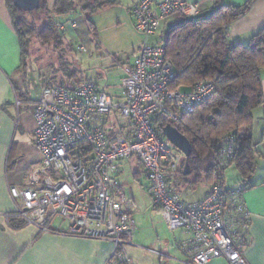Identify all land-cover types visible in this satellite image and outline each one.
<instances>
[{"label": "built area", "instance_id": "obj_1", "mask_svg": "<svg viewBox=\"0 0 264 264\" xmlns=\"http://www.w3.org/2000/svg\"><path fill=\"white\" fill-rule=\"evenodd\" d=\"M197 13L198 7L187 0H138L132 6L130 15L142 43L123 67L117 99L91 80L43 88L33 112L40 165L29 172L26 185L9 187L14 210L7 219L35 226L39 234L110 241L113 249L105 264H135L126 252L132 244L135 210L115 176L119 161L135 157L153 207L167 227L191 234L192 244L182 246L189 264H208L215 258L247 264L241 253L251 217L243 198L246 180L233 187L224 182V171L234 159L235 136L228 133L220 140L214 175L221 178L203 201L186 204L168 185L182 153L152 125L160 113L177 122L179 114L193 113L213 95L214 84L208 80L187 90L172 88L176 73L166 47L161 41L150 42L164 18ZM118 117L131 127L129 137L110 129ZM209 119L214 120L212 115ZM55 221L65 222L66 228L54 227Z\"/></svg>", "mask_w": 264, "mask_h": 264}, {"label": "crops", "instance_id": "obj_2", "mask_svg": "<svg viewBox=\"0 0 264 264\" xmlns=\"http://www.w3.org/2000/svg\"><path fill=\"white\" fill-rule=\"evenodd\" d=\"M107 1L110 5L103 9L119 8L123 12L125 10L127 22L133 25L130 9L138 0ZM187 1L196 5L200 13L208 11L215 3L238 6L246 0ZM181 18L177 15L164 18L157 30L158 34L151 38V42L161 41L167 28L179 22ZM55 20L58 22L56 30L62 33L73 48L81 51L83 46L79 44L75 34L76 25L71 16H59ZM263 26L264 0H254L243 15L225 26L226 38L232 43L246 44ZM137 33L139 35L137 39L135 38L136 48L132 58L126 63L114 61V65L120 67L121 75L117 84H111V90L104 86L105 83H100L102 68H97L92 75H84L115 99L119 97L123 67L131 63L142 43V36ZM25 64L26 66L22 65L19 38L12 24L7 2L0 0V264H105L113 249L110 241L57 233L39 234L35 226L22 225L19 219L6 218V215L14 210L9 187L26 185L29 172L38 167L41 161L40 153L34 145L33 112L43 88L49 86L45 82L48 77L46 75L40 77L36 67L28 60ZM32 70L37 73L41 81L37 92L34 90V85L30 87V81L27 79ZM261 75L264 93V70ZM179 87L185 90L188 85ZM253 117L252 141L257 155L255 169L245 182L247 189L243 194L251 217L248 239L241 248V253L247 264H264V106L255 109ZM184 120L187 122L186 119ZM111 126V130L121 131L123 135L130 136L131 127L123 119L118 117L117 121L112 120ZM185 133L182 134L187 137L188 133ZM159 135L166 139L162 130ZM211 150L212 148L206 147L203 157L211 153ZM182 156L180 167L169 177L168 185L186 204L203 201L211 185L217 181L214 170L209 177L204 171L186 172L184 155ZM230 167L234 166L227 167L225 171ZM117 168L116 179L135 210L133 212L135 228L131 237L132 244L126 248L127 254L135 264H189V253L182 248L185 244L187 246V243L188 246L192 244L189 242L191 234L182 229L171 230L167 227L160 211L153 207L151 196L147 192L148 181L139 160L135 157L121 160L117 163ZM234 170L238 178L234 176L233 179L236 180L232 179L230 183H227L224 171V182L227 187H233L241 182L235 167ZM199 192L202 194L191 200V195ZM59 224L63 229L67 226L65 222L55 221L54 227ZM208 264L229 263L223 258H215Z\"/></svg>", "mask_w": 264, "mask_h": 264}, {"label": "trees", "instance_id": "obj_3", "mask_svg": "<svg viewBox=\"0 0 264 264\" xmlns=\"http://www.w3.org/2000/svg\"><path fill=\"white\" fill-rule=\"evenodd\" d=\"M42 1L37 9H43L50 20L36 32L34 29L28 30V25L20 18L24 11L16 7L13 0H6L19 38L23 66H26V47L30 33H37L36 36L44 44L60 42L64 36L56 30V17L71 16L79 9L88 16L91 28L89 16L110 5L107 0H53L50 7L48 2L43 7ZM253 2L246 0L238 6L215 3L208 11L182 17L179 22L170 25L162 36L161 42L166 47L167 58L173 63L176 73L172 88L205 80L214 84L212 97L193 113L179 114L177 122L160 113L152 122L158 134L167 124L182 133H188L185 134L192 145L188 159L191 172L204 171L208 177L213 174L220 140L228 133L236 138L234 159L230 166L238 171L241 181L247 180L255 169L257 152L252 141L253 111L264 106L261 75L264 70V26L246 44L229 42L225 33V26L243 15ZM91 30L93 32V28ZM83 78L78 83L91 80L84 75ZM45 82L49 86L60 84L50 77ZM78 83L60 85L72 86ZM210 115L213 121L209 119ZM202 145L212 148L211 153L207 152L204 157L206 147ZM220 178L217 177V180Z\"/></svg>", "mask_w": 264, "mask_h": 264}, {"label": "rangeland", "instance_id": "obj_4", "mask_svg": "<svg viewBox=\"0 0 264 264\" xmlns=\"http://www.w3.org/2000/svg\"><path fill=\"white\" fill-rule=\"evenodd\" d=\"M53 0H43L42 5L51 6ZM127 14L119 8H106L97 10L89 21L93 32L87 21V17L81 10L71 15L76 25V36L83 49L76 50L65 38L60 42L42 43L36 34L30 33L26 47V58L28 62L36 67L40 77H50L56 83L72 84L84 80L83 75H92L97 68H102L101 84L111 90V84L119 82L120 67L114 65V61L126 63L135 51V38L138 33L130 22H127ZM20 18L28 25L27 29L39 32L50 20L49 15L43 9H37L29 13H23ZM168 26V25H167ZM97 32V33H96ZM72 48V49H71ZM30 70V69H29ZM54 77V78H53ZM96 78V76H94ZM27 79L30 87L36 92L41 86L39 76L32 70ZM33 80V81H32ZM32 81V82H31ZM29 86V85H28ZM29 88V87H28ZM234 167L225 171L227 183H230L235 175ZM233 179V180H236ZM132 183V182H131ZM198 194L191 195V200L196 199ZM199 198V197H198Z\"/></svg>", "mask_w": 264, "mask_h": 264}, {"label": "water", "instance_id": "obj_5", "mask_svg": "<svg viewBox=\"0 0 264 264\" xmlns=\"http://www.w3.org/2000/svg\"><path fill=\"white\" fill-rule=\"evenodd\" d=\"M13 3L22 11L31 12L40 6L41 0H13ZM162 131L165 138L184 155L185 170L186 172H190L188 159L192 151V145L189 139L170 124L165 125Z\"/></svg>", "mask_w": 264, "mask_h": 264}]
</instances>
